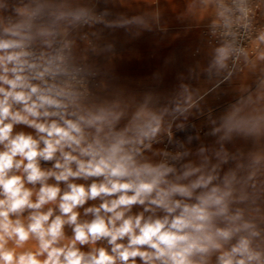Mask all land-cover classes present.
Segmentation results:
<instances>
[{"label": "clouds", "instance_id": "9594fccd", "mask_svg": "<svg viewBox=\"0 0 264 264\" xmlns=\"http://www.w3.org/2000/svg\"><path fill=\"white\" fill-rule=\"evenodd\" d=\"M166 2L0 0V264H264V0Z\"/></svg>", "mask_w": 264, "mask_h": 264}, {"label": "rangeland", "instance_id": "374dc122", "mask_svg": "<svg viewBox=\"0 0 264 264\" xmlns=\"http://www.w3.org/2000/svg\"><path fill=\"white\" fill-rule=\"evenodd\" d=\"M184 0H167L162 11L166 13V23L169 27V40L171 48L165 49L163 54L169 50H174L178 55L183 56L186 49H194L201 40V36L193 31L194 21L190 17H184L182 22H177V15L183 10ZM134 10V9H133ZM152 37L146 36L141 43V48L145 55V62L137 66L138 72L151 71L155 62L149 59L152 52L150 47Z\"/></svg>", "mask_w": 264, "mask_h": 264}]
</instances>
